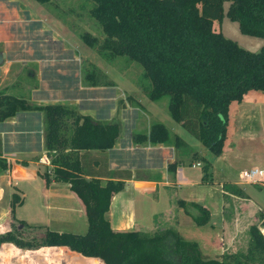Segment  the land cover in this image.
<instances>
[{
    "label": "trees",
    "instance_id": "obj_1",
    "mask_svg": "<svg viewBox=\"0 0 264 264\" xmlns=\"http://www.w3.org/2000/svg\"><path fill=\"white\" fill-rule=\"evenodd\" d=\"M91 2L90 14L106 35L98 50L110 58L126 57L138 63L143 77L150 80L145 91L151 100L168 97L171 117L207 148V154L194 151L189 158L203 163L206 178L213 157L221 151L228 105L241 101L250 90L264 91V44L259 51L247 50L214 26L222 18L223 0ZM226 16L238 22L242 33L264 37V0H231ZM82 37L90 45L99 42L87 32ZM22 110L44 112L45 148L50 158V167L41 172L44 184H68L85 203L90 226L87 234L69 236L45 229L32 230L29 235L6 230L0 233V246L10 242L21 249L38 250L63 245L98 258L102 264H245L240 258H202L191 242L171 230L148 236L111 232L105 218V194L123 182L112 179L119 177L118 171L103 166L91 171L88 153L97 150L101 154L112 148L120 133L118 124L95 120L65 104L39 105L0 91V121ZM136 141L176 149L187 146L159 121L151 122L147 132L137 133ZM94 161L101 163L102 158ZM181 163L169 164V173L174 174ZM8 165L0 149V172ZM253 232L254 243L264 256L261 228L255 225Z\"/></svg>",
    "mask_w": 264,
    "mask_h": 264
},
{
    "label": "crops",
    "instance_id": "obj_2",
    "mask_svg": "<svg viewBox=\"0 0 264 264\" xmlns=\"http://www.w3.org/2000/svg\"><path fill=\"white\" fill-rule=\"evenodd\" d=\"M5 43L0 44V91L39 105L73 104L95 120L111 119L97 115L96 108L80 110V101L61 92V84H54L57 73H62L61 63L54 55L31 59L17 51V56L11 57ZM13 67L19 68L15 78L8 75ZM46 71L54 73L52 84L43 76ZM22 84L28 87L30 97L15 91ZM71 86H67L68 92ZM92 97L88 100L98 99ZM225 125L221 151L213 157L204 178L201 161L177 157L173 145L138 142L135 128L130 126L128 133L127 125L121 128L119 122L120 133L113 147L101 154L97 150L88 153L91 171L100 166L118 171L119 177L112 179L123 182L122 187L112 186L105 194V218L111 232L148 236L171 230L191 242L202 258H240L245 264H264L253 232L255 225L264 226V91L250 90L241 101L229 104ZM147 127L145 132L149 124ZM45 133L41 110L18 111L0 121V149L11 164L0 172V233L16 229L28 235L45 229L69 236L89 231L87 207L70 186L44 184L41 169L47 165L40 164L38 157L47 152ZM97 157L102 158L101 163L96 164ZM175 160L182 163L171 175L168 166ZM0 264L102 262L63 245L30 250L4 242Z\"/></svg>",
    "mask_w": 264,
    "mask_h": 264
},
{
    "label": "rangeland",
    "instance_id": "obj_3",
    "mask_svg": "<svg viewBox=\"0 0 264 264\" xmlns=\"http://www.w3.org/2000/svg\"><path fill=\"white\" fill-rule=\"evenodd\" d=\"M230 1L223 0L222 18L216 19L214 26L241 47L259 51L264 37L240 31L238 22L226 16ZM92 6L91 0H0V44L6 42L11 57H16L17 51L22 53L23 58L29 56L31 59L37 55H54L61 63L62 73H57L55 82L54 73L47 72L51 69L43 76L51 84H61L62 93L75 97L74 101H80V110L84 108L90 112L96 108L97 115L102 118H111L109 121L116 122L118 126L120 122L121 128L127 125L128 133L130 126L135 128L134 133L137 134L145 133L151 122H162L187 143L186 147L176 149L177 157L187 160L194 151L199 155L207 154L205 145L171 117L167 96L157 101L149 98L145 87L150 85V80L143 77L138 63L126 57L110 58L98 50L106 35L90 14ZM85 32L98 38L99 42L87 44L82 37ZM30 66L34 67L33 64ZM18 70V67H13L8 75L15 78ZM93 81L96 84L91 86ZM69 84H72L69 87L72 90L68 92ZM27 88L22 84L15 91L20 90L30 97ZM92 96L98 99L88 100ZM67 106L78 110L73 104ZM47 158L50 159L49 154ZM48 167L43 166L41 170Z\"/></svg>",
    "mask_w": 264,
    "mask_h": 264
},
{
    "label": "built area",
    "instance_id": "obj_4",
    "mask_svg": "<svg viewBox=\"0 0 264 264\" xmlns=\"http://www.w3.org/2000/svg\"><path fill=\"white\" fill-rule=\"evenodd\" d=\"M40 164H46L47 166H50V159L47 158V156H43V157H40L39 158V161H38ZM11 164L8 165L9 168ZM262 232H263V235H264V226L262 227Z\"/></svg>",
    "mask_w": 264,
    "mask_h": 264
}]
</instances>
